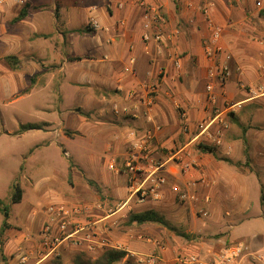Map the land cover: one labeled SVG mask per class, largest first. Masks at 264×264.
I'll list each match as a JSON object with an SVG mask.
<instances>
[{"label":"crops","instance_id":"obj_1","mask_svg":"<svg viewBox=\"0 0 264 264\" xmlns=\"http://www.w3.org/2000/svg\"><path fill=\"white\" fill-rule=\"evenodd\" d=\"M24 1L29 2H20ZM98 1L87 8L82 25L75 23L80 18L76 2L60 6L61 10L57 3L52 11L31 5L25 18L13 22L21 8L5 0L0 13V63H4L0 75H9L8 81L17 83L20 68L33 66V76L49 74L59 98L73 92L85 98L86 106L76 108L79 119L73 114L75 121L88 133L92 128L101 130L107 141L105 147L114 159L109 168H124L128 156L137 157L139 153L132 147L144 142L148 133V150L156 162L164 165L166 185L160 199L150 197L140 202L130 198L128 175L124 192L116 196L115 188L106 186L103 188L107 191H103L91 181L79 203L90 210L78 216L76 222L90 226L109 221L119 227L132 213L149 210L162 218L163 206L178 200L182 244H172L174 234L164 220V225H127L125 233L118 228L116 234L110 232L111 238L137 261L151 255L157 257L156 264H179L178 257L186 255L206 258L223 245L238 241H245L264 256V96L249 92L250 88H264V0ZM141 1L155 6L164 18L161 43L142 40ZM202 1L212 4L209 15L223 29L220 60L230 71L223 84L213 81L215 105L209 102L206 92L210 80L202 41L208 31L203 16L187 6ZM87 22L96 23L97 28L90 25V31L79 34L97 35L98 43L86 56H74L70 53L73 42L68 38ZM43 38L61 39L51 45L43 43ZM8 56L17 59L14 69L5 61ZM43 63L48 67L40 69ZM55 68L58 79L53 74ZM148 97L152 98L151 104ZM240 102V109L226 112L225 107ZM214 109L225 113V127L214 125L213 140L203 141V137L197 138V125L212 117ZM184 126H188V134L182 132ZM63 132L68 138L78 133L66 132V128ZM183 150L184 160L194 166L189 171L170 160ZM119 168L114 175L122 174ZM256 181L260 196L257 199L253 195L252 199L247 195ZM174 189H188L196 200L182 201ZM251 209L256 210L251 221H242V215ZM48 219L47 215L38 228L39 234L49 224ZM245 222L250 223L253 233L234 238L236 229ZM9 228L8 221L6 228L0 226V253L9 258L8 264H21L19 257L23 255L34 259L40 238L27 244L25 250L32 251L24 250L15 259L11 250L18 242L13 237L12 243L9 236L2 239Z\"/></svg>","mask_w":264,"mask_h":264},{"label":"rangeland","instance_id":"obj_2","mask_svg":"<svg viewBox=\"0 0 264 264\" xmlns=\"http://www.w3.org/2000/svg\"><path fill=\"white\" fill-rule=\"evenodd\" d=\"M4 1L0 0V13L3 11ZM20 1L22 0H11L12 5L17 4L21 8L25 1ZM74 2L77 4L79 10L77 12L80 17L79 21L76 20L75 23L81 22L82 25L87 14V8L100 1L29 0L28 4L30 5L29 10L33 8L31 5H36V9L52 11L55 10V5L59 4L57 9H60V6L62 8L69 7ZM48 19H51V17L48 16ZM262 19L261 24L264 26V18ZM90 25H92V22H87L85 26L78 30L89 28ZM44 32L50 33L51 30L44 29ZM43 39V43L53 45L51 42H60L61 38H55L54 41L50 38ZM69 39L73 42L70 46V53L81 57L89 54L94 49L93 47L96 48L98 43L97 35H85L84 37L78 32L71 35ZM3 65L4 63L1 62V72H3ZM46 67H48V64L43 63L40 69ZM54 70L53 74L58 79L59 73H57L56 68ZM33 74V66L20 68L17 83L8 81L7 77L9 75H0V200L9 206L7 221L10 225V228L5 230L2 239L9 236L12 243L15 239L18 242L11 250L15 259L24 254L23 252L29 242H38L41 238L38 228L48 215L50 206L54 204H62L68 207L73 206V204L83 206L79 203L83 202V193L91 185V181L96 182L97 187L103 191H107L103 188L106 186L115 188V196L123 193L127 184V173L122 171L124 168H119L117 165L109 168L114 159L112 158V152H109L108 148L105 147L107 141L102 137L101 130L92 128L88 133L78 121H75V115L73 114H76L77 120L79 119L76 108L79 105L85 107L87 100L75 96L74 92L65 94L61 99L58 97V93L53 91L57 88L55 83L49 80L48 73H43L38 77L33 76ZM77 79H81V76H78ZM30 126L36 128L28 129ZM65 128L66 132L69 133L78 131L77 136L66 137L63 132ZM110 140L112 139H108V141ZM132 148L138 151L134 146ZM117 168L120 169L119 172L122 174L114 175L113 172ZM256 183L254 182V187L247 196L252 198L254 195L258 199L260 190L258 183ZM14 185L20 187L23 193L22 199L18 203L12 202ZM172 201L165 204L160 213L168 226L171 225L169 227L174 234V237L171 238L172 244L180 245L182 240L177 235L182 230L179 221V202L177 200L173 204ZM254 211L256 210H247L242 215L241 220L251 221L250 216ZM3 220L4 218L0 214V226ZM127 224L125 221L120 223L121 228L120 225L117 227V224L115 225L109 221L103 223V225L102 223L97 224L95 231L98 235L96 237L98 243L93 244L92 249L88 248L87 243L80 246L63 243L57 256H49L39 261V257L35 253L34 256L32 255L34 259L30 257L27 264L92 263L105 250L126 251L123 250V246L117 244L114 237L111 238L110 232L116 234L119 228V232L125 233L127 232L125 229ZM262 224L264 229V221H262ZM122 228L123 230H121ZM251 230L250 223L245 222L236 229L234 238L246 237L253 233ZM26 251L30 252L32 249ZM253 251H255L254 248ZM260 255L263 256L261 253ZM145 257L143 256L140 259L145 260ZM8 259L6 255L0 253V264H8ZM139 261L127 252L126 257L116 264H143Z\"/></svg>","mask_w":264,"mask_h":264},{"label":"built area","instance_id":"obj_3","mask_svg":"<svg viewBox=\"0 0 264 264\" xmlns=\"http://www.w3.org/2000/svg\"><path fill=\"white\" fill-rule=\"evenodd\" d=\"M144 9L143 15V34L142 40L144 42L155 41L162 42V34L160 33L161 25L164 22L163 16L155 6H147L142 1L139 3ZM189 9L200 13L203 16L206 29L208 31L207 37L202 41L203 54L208 64L207 77L209 82L206 85V92L209 95V102L216 104V97L213 94V81L224 83L230 75L229 67L226 62L220 60L222 53L221 38L223 29L216 23L209 15V7L212 4L202 1L197 5L189 3ZM92 27L97 28V24L92 22ZM150 31L152 33H150ZM154 32V33H153ZM177 65V63H176ZM152 90V89H151ZM253 96H264V88L256 87L249 89ZM148 104L152 103V98L148 97ZM241 102L225 107L226 112H232L240 109ZM213 116L205 118L197 125L198 137H203L204 140H213L211 129L214 125L225 127L222 115L224 112L214 109ZM184 134L189 133L188 126L182 129ZM151 138V133L145 136L144 142L134 146L139 153L128 156L125 159L124 167L128 175V191L130 198H135L137 201H144L145 199H160L162 187L166 185V177L163 170L164 165L156 162L150 154L147 146V140ZM219 144V141H215ZM185 151H178L171 156V161L179 164L183 171H189L194 166L188 161L184 160ZM179 193V199L196 200L195 196L189 192L188 189H174ZM208 201V199H206ZM87 206H65L62 204H54L48 208L49 224L44 226L40 238L39 249L36 251L39 261L46 259L49 256H57L60 246L63 243L71 244L73 246H80L87 243L89 249L92 245L98 243L96 237L98 236L95 228L96 225L81 226L76 221L78 216L89 212ZM206 216V213L202 214ZM101 245H103L101 243ZM31 255H23L19 258L21 264H27ZM156 264L155 256H147L145 260H141L143 264ZM179 264H264V256L253 251V247L245 241L233 242L228 245H223L216 252L211 253L206 258H201L196 255L181 256L177 259Z\"/></svg>","mask_w":264,"mask_h":264},{"label":"trees","instance_id":"obj_4","mask_svg":"<svg viewBox=\"0 0 264 264\" xmlns=\"http://www.w3.org/2000/svg\"><path fill=\"white\" fill-rule=\"evenodd\" d=\"M150 6V5H147ZM30 5L28 3H25L21 9L19 10V13L17 15V17L13 20V22H18L20 20H22L23 18H25L27 16L28 10H29ZM144 10V9H143ZM144 12V11H143ZM90 31L89 28H85L83 30H78V33H84V32H88ZM5 61L8 63V65L14 69L16 63H17V59L14 56H8L5 57ZM36 127L34 126H30L28 127V129H35ZM206 141V140H203ZM123 168V167H122ZM122 171H126L125 167L124 170ZM13 197H12V202L13 203H18L21 201L22 199V190L20 189V187H18L17 185L13 186ZM0 213L2 214L4 220L2 223V228H6L7 227V219L9 217V206L5 205L3 203V201L0 200ZM127 225H131V224H135V225H143V224H148V223H155V224H160V225H164V221L163 219L154 211H144L141 213H133L129 216L128 221H127ZM178 236H180V233L177 234ZM127 255L126 251H121V250H117V249H108L105 250L102 255L95 261V262H87V263H80V264H116L118 262H120L122 259H124Z\"/></svg>","mask_w":264,"mask_h":264}]
</instances>
